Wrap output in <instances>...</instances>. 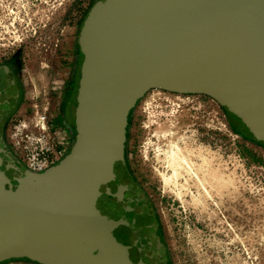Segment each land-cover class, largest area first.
<instances>
[{"label": "rangeland", "instance_id": "rangeland-1", "mask_svg": "<svg viewBox=\"0 0 264 264\" xmlns=\"http://www.w3.org/2000/svg\"><path fill=\"white\" fill-rule=\"evenodd\" d=\"M105 1L0 0V63L18 59L31 96L48 105L51 115L62 100L50 93L53 83L66 87L73 81L79 52L85 57L89 21ZM181 1L109 0L96 18V32L119 40L166 34L193 24L215 4ZM226 111L233 113L210 95L153 89L130 113L122 157L153 203L167 264H264V140ZM76 134L75 128L74 143ZM69 183L59 171L36 179L12 164L0 178V203L14 196L29 202L49 193L64 196ZM71 214L61 209L63 225H75ZM12 258L0 264H47Z\"/></svg>", "mask_w": 264, "mask_h": 264}, {"label": "water", "instance_id": "water-1", "mask_svg": "<svg viewBox=\"0 0 264 264\" xmlns=\"http://www.w3.org/2000/svg\"><path fill=\"white\" fill-rule=\"evenodd\" d=\"M108 1L87 27L77 134L69 160L42 173L29 171L38 179L60 168V177L70 181V192L64 196L49 193L46 200H37L44 211L31 222L26 217L28 199L14 196L8 197L7 205L0 203L1 225H10L8 231L0 229V234L6 232V240L0 241V254L6 258L23 254L28 246L33 250L24 241L23 231L27 225L44 222L48 230L42 242L47 248L37 254V246L32 253L39 262L168 263L156 233L153 203L122 157L130 113L153 89L210 95L264 140V0H214L204 17L183 29L143 33L128 40L96 32V18ZM190 2L197 4V0ZM18 94L15 79L0 72V104L7 102L11 109ZM3 156L8 157L0 151ZM17 202L18 210L14 208ZM62 208L73 211V227L63 225Z\"/></svg>", "mask_w": 264, "mask_h": 264}, {"label": "flooded vegetation", "instance_id": "flooded-vegetation-1", "mask_svg": "<svg viewBox=\"0 0 264 264\" xmlns=\"http://www.w3.org/2000/svg\"><path fill=\"white\" fill-rule=\"evenodd\" d=\"M84 59H85L84 55L81 54V52H79L78 60L75 65V72H74L75 75L72 78L73 81L71 83H68L66 87H65V82L53 83L52 91H50V93L57 94V99L60 98L62 100L60 102V106L58 107V111H55V113L52 115H51V112L49 111L48 105H45V107H43V105L39 102L38 97L31 96V93L33 91L32 92L29 91L28 88L26 87L25 78H23L21 75L22 69H21V65L18 62V59L15 57V58L9 59L6 62L0 63V72H4L7 75L14 78L16 87L19 90L17 102L11 109L7 102H4L2 105L0 104V151L2 152V154L4 153L7 156L10 155V158H12L11 161L7 160L6 159L7 157H4V156L0 158V178L5 168L6 169L10 168L12 164H19V166H22L23 168H25L23 164L21 163V161L13 153H11V151L8 150V146L6 145L5 133H6L7 125H8L10 118L18 114L31 113V111L37 108L38 109L47 108V111L51 116L53 125L57 129H59L60 134L62 135L64 141L69 146V150L67 154L57 165L60 166L62 165L63 162H67V160H69V157H70L69 155L72 152V148H73L72 146L74 143L73 132L75 131V128H76V109H77V106L75 107L76 109L73 107L72 98H73V95L77 91V96H76V101H77L78 91H79L80 81H81V76H82V65H83ZM77 74L80 76L79 83L77 82V76H78ZM6 89L8 91L11 90L9 85L6 86ZM233 113L226 111V114L229 117H231L232 120L234 119L237 122L238 119L235 117L234 115L235 113L234 114ZM243 125L245 126L244 123ZM245 128L248 130L246 126ZM64 133L68 135L69 137H66ZM251 136L253 137L255 135L251 134ZM56 168H57V171H60V168L59 169L58 167ZM26 170L29 172L28 169ZM32 176L35 177V175H32ZM17 198L20 199V197L18 196ZM22 201H25V200H22ZM27 204L30 206V208H29V211H27L26 217L30 219V222L32 221L31 218L35 219L36 216L38 218L42 217L44 208L42 209V206L37 201L35 202L34 199H31L29 202V199H28ZM0 225H1V222H0ZM43 225H47V223L38 222L35 224V226L34 224L27 225V230L23 231V239L24 241H26V243L30 244V246L31 245L33 246L32 247L33 250L29 249V246H28V248H26L23 254H21L20 252H16V255L13 256L12 259L8 260L9 262L35 263L36 260L32 258L33 256L32 253L34 249L37 246H40V249L39 251H37L38 252L37 254H43L44 250L47 248V246L45 245V242H42V241H43L44 233L48 229L45 228ZM1 228L2 227L0 226V229ZM2 233L0 234V241H2L3 239L6 240V237H5L6 232H4L3 235ZM6 248L9 249L10 245L7 244ZM1 250L2 249L0 248V251ZM5 261H7L6 257L4 255H1L0 263L5 262Z\"/></svg>", "mask_w": 264, "mask_h": 264}, {"label": "built area", "instance_id": "built-area-1", "mask_svg": "<svg viewBox=\"0 0 264 264\" xmlns=\"http://www.w3.org/2000/svg\"><path fill=\"white\" fill-rule=\"evenodd\" d=\"M6 143L11 152L33 173H42L67 154L69 146L52 122L47 108L10 118Z\"/></svg>", "mask_w": 264, "mask_h": 264}, {"label": "bare ground", "instance_id": "bare-ground-1", "mask_svg": "<svg viewBox=\"0 0 264 264\" xmlns=\"http://www.w3.org/2000/svg\"><path fill=\"white\" fill-rule=\"evenodd\" d=\"M180 156V155H179ZM183 156V155H182ZM184 157V156H183ZM176 158V157H175ZM182 158V157H181ZM185 158V157H184ZM182 161V160H181ZM179 163V162H178ZM190 163V162H189ZM175 164V163H174ZM182 164V163H181ZM176 165V164H175ZM178 167V166H177ZM191 167V166H190ZM179 169V168H178ZM177 169V170H178ZM199 171V170H198ZM183 173V172H182ZM185 173V172H184ZM213 173V172H212ZM218 173V172H217ZM219 174V173H218ZM214 179V178H213ZM216 180V179H215ZM219 181H220V179H219ZM222 181H223V179H222ZM210 183V182H209ZM208 184V183H207ZM221 186V185H220Z\"/></svg>", "mask_w": 264, "mask_h": 264}]
</instances>
